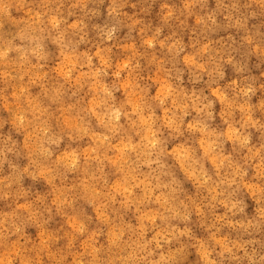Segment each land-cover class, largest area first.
I'll return each mask as SVG.
<instances>
[{
  "label": "clouds",
  "instance_id": "1",
  "mask_svg": "<svg viewBox=\"0 0 264 264\" xmlns=\"http://www.w3.org/2000/svg\"><path fill=\"white\" fill-rule=\"evenodd\" d=\"M0 264H264V0H0Z\"/></svg>",
  "mask_w": 264,
  "mask_h": 264
}]
</instances>
